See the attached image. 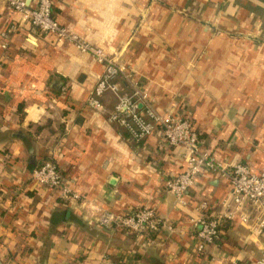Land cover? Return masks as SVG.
Returning a JSON list of instances; mask_svg holds the SVG:
<instances>
[{
	"label": "crops",
	"instance_id": "crops-1",
	"mask_svg": "<svg viewBox=\"0 0 264 264\" xmlns=\"http://www.w3.org/2000/svg\"><path fill=\"white\" fill-rule=\"evenodd\" d=\"M37 0H26L35 7ZM54 17L124 64L161 112L189 117L202 148L226 164L264 172V0H54ZM0 264H251L264 240L229 222L196 254L192 221L223 210L230 183L202 174L179 199L168 179L185 153L161 132L138 144L89 99L103 67L58 43L0 0ZM117 82L127 89L122 79ZM54 162L82 199L37 186L33 170ZM150 206L175 228L150 244L103 229L106 212Z\"/></svg>",
	"mask_w": 264,
	"mask_h": 264
},
{
	"label": "built area",
	"instance_id": "built-area-1",
	"mask_svg": "<svg viewBox=\"0 0 264 264\" xmlns=\"http://www.w3.org/2000/svg\"><path fill=\"white\" fill-rule=\"evenodd\" d=\"M7 6L22 14L23 20L43 34L55 37L58 43H69L77 50L92 58L103 67V74L92 92L89 105L99 112L106 111L102 98L112 94L116 98L109 121L126 130L135 142L139 143L161 132L170 147L181 148L185 153L186 170L167 180V190L181 203L186 194L195 186L202 174H216L231 185L229 196L223 201V210L217 214H207L209 205L204 202L200 210L204 212L192 221L197 245L196 254L221 238L222 227L227 222H240L253 225L257 235L264 240V172L256 174L249 165L242 162L224 163L202 148V143L194 129L192 120L185 115H172L161 112L150 94L136 82L126 66L100 45L92 44L77 34L62 27L54 17V0H37L35 7H29L26 0H3ZM11 28L1 33L2 49L8 48ZM122 79L127 89L121 88ZM32 180L37 186L57 190L67 201H79L80 194L65 181L64 174L54 162H45L32 172ZM103 229L124 230L137 239L145 237L154 243L148 233L156 234L162 229L174 232L175 228L158 216L150 206L139 207L129 214L106 212L97 220ZM260 255L251 264H264V243L259 248Z\"/></svg>",
	"mask_w": 264,
	"mask_h": 264
},
{
	"label": "trees",
	"instance_id": "trees-1",
	"mask_svg": "<svg viewBox=\"0 0 264 264\" xmlns=\"http://www.w3.org/2000/svg\"><path fill=\"white\" fill-rule=\"evenodd\" d=\"M128 134H129V133H128ZM129 137H130V140H132V141L135 142V140L132 139V137H131L130 134H129ZM135 143H137V142H135ZM140 143H142V141L139 142L138 144H140ZM227 223H229V222H227ZM227 223H225V224L223 225L221 231L223 230V228L225 227V225H226ZM148 235H149L152 239H155V238H156V233H155V232H150V233H148ZM218 241H219V240H218ZM218 241H217V242H218ZM217 242H216V243H217ZM216 243H215V244H216Z\"/></svg>",
	"mask_w": 264,
	"mask_h": 264
},
{
	"label": "water",
	"instance_id": "water-1",
	"mask_svg": "<svg viewBox=\"0 0 264 264\" xmlns=\"http://www.w3.org/2000/svg\"><path fill=\"white\" fill-rule=\"evenodd\" d=\"M26 3H27V2H26ZM27 4H28V3H27ZM28 6L31 7L30 4H28Z\"/></svg>",
	"mask_w": 264,
	"mask_h": 264
}]
</instances>
